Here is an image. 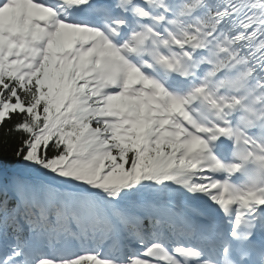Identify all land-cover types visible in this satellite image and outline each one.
<instances>
[{
    "label": "snow or ice",
    "instance_id": "6c2138e0",
    "mask_svg": "<svg viewBox=\"0 0 264 264\" xmlns=\"http://www.w3.org/2000/svg\"><path fill=\"white\" fill-rule=\"evenodd\" d=\"M6 3L7 0H0V7ZM52 51L37 71L23 79L18 77L10 83L0 76V126L13 116L20 117L13 129L21 134L14 153L18 162L84 181L96 189H103L108 193L109 201H114L122 189L135 186L142 171L154 170L148 152H137L148 142L151 133H145L146 125L142 122L134 123L126 119V113L118 111L125 106L123 97L102 92L99 87H93L94 81L90 83L85 79L86 55L69 64L58 62ZM161 62L168 68L173 67L166 60ZM126 71L129 77L144 80L137 68L128 67ZM144 82L154 84L158 92L162 90V86L153 81ZM111 91L118 92L119 89ZM25 96L32 99H25ZM178 103L180 101H173L174 105ZM156 147L158 150L159 143ZM50 152L54 154L49 155ZM60 165L66 170H61ZM221 167L217 163L213 170ZM238 170V165L226 169L229 173ZM101 180L103 183L98 182ZM155 182L163 181L157 179ZM8 187L17 198L14 211L24 208V222L31 232L75 235L77 231L85 230L89 223L99 224L101 219L107 230L115 227V220H124L114 204L109 211L108 206L93 195L61 191L19 176L12 178L0 194H6ZM3 203L6 207L7 200ZM258 203L264 205V199ZM222 206L226 207V204L222 203ZM0 264H6V260H0ZM42 264L56 262L44 260ZM64 264L106 262L96 256H86L74 257Z\"/></svg>",
    "mask_w": 264,
    "mask_h": 264
},
{
    "label": "bare ground",
    "instance_id": "6f19581e",
    "mask_svg": "<svg viewBox=\"0 0 264 264\" xmlns=\"http://www.w3.org/2000/svg\"><path fill=\"white\" fill-rule=\"evenodd\" d=\"M217 2L229 8L236 5V9L224 10L225 12L220 14V20L225 24L234 25L233 35L240 47L250 55V61L264 81V0H217ZM250 13L254 15L253 21L246 22L245 25L239 24L242 17ZM256 28H259L257 33L250 35Z\"/></svg>",
    "mask_w": 264,
    "mask_h": 264
},
{
    "label": "trees",
    "instance_id": "16d2710c",
    "mask_svg": "<svg viewBox=\"0 0 264 264\" xmlns=\"http://www.w3.org/2000/svg\"><path fill=\"white\" fill-rule=\"evenodd\" d=\"M18 122H20V117L13 116L12 119L5 121L3 126H0V168L5 169L6 171L9 168H24L29 171L30 176L41 177L45 179L54 178L59 181L61 180L62 183L74 181L81 182V180H77L73 177H64L52 171L46 170L42 167H34L30 165H25L22 162H18L15 158L14 153L20 143L21 134L13 130ZM53 154L54 153L52 152L49 153V155ZM59 167L61 168V170H66L63 169L62 165H60ZM106 178L107 177H105V179ZM27 180L33 182L32 179ZM98 182L103 183L102 180Z\"/></svg>",
    "mask_w": 264,
    "mask_h": 264
},
{
    "label": "rangeland",
    "instance_id": "374dc122",
    "mask_svg": "<svg viewBox=\"0 0 264 264\" xmlns=\"http://www.w3.org/2000/svg\"><path fill=\"white\" fill-rule=\"evenodd\" d=\"M251 16H252V15H251ZM253 69H254V68H253ZM254 70H255V69H254ZM88 74H91V75L88 76ZM93 74H94L93 72L89 73V70H87V72H86L87 79H90L91 77H94Z\"/></svg>",
    "mask_w": 264,
    "mask_h": 264
}]
</instances>
